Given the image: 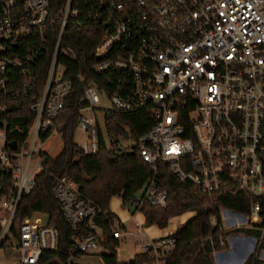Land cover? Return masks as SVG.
<instances>
[{
	"label": "built area",
	"instance_id": "2783aa9c",
	"mask_svg": "<svg viewBox=\"0 0 264 264\" xmlns=\"http://www.w3.org/2000/svg\"><path fill=\"white\" fill-rule=\"evenodd\" d=\"M68 30L95 34L91 70L107 73L101 85L79 77L83 154L98 153L101 137L113 150L133 146L107 134V114L145 109L152 119L136 142L151 174L123 202L129 220L144 204L166 205L167 190L157 177L163 164L201 192H245L247 210L224 208V220L257 232L246 236L258 254L264 246V0H0V250L14 238L17 263L39 264L43 252L57 249V230L45 213L25 216L16 238L12 227L45 156H56L63 146L58 120L72 82L59 59L76 58L61 46ZM43 56L48 64L41 87L33 71ZM99 94L109 98L108 110L96 107ZM83 110L104 112V126L95 114L82 116ZM52 190L76 232L66 264L87 256L105 264L108 254L118 264H133L137 256L145 257L142 264H166L177 246L174 233L151 238L142 226L132 233L117 217L105 232L96 223L98 207L67 176H54ZM209 221L215 224L213 216ZM126 234L136 238L132 255L119 245ZM110 240L118 241L112 250L104 245ZM227 247V240L221 242V250ZM100 250L105 254L97 255Z\"/></svg>",
	"mask_w": 264,
	"mask_h": 264
},
{
	"label": "trees",
	"instance_id": "16d2710c",
	"mask_svg": "<svg viewBox=\"0 0 264 264\" xmlns=\"http://www.w3.org/2000/svg\"><path fill=\"white\" fill-rule=\"evenodd\" d=\"M96 43L95 34L68 30L64 35L62 48H70L76 58L59 59L66 68L64 77L72 82L71 93L58 120L63 146L56 156H45L43 171L37 175L32 191L23 197L13 222L12 232L15 238L18 237L22 219L36 211L45 213L48 224L56 228L57 249L43 252L39 264H66L71 247L70 238L76 233L70 229L53 193L54 176H67L78 185L79 192L98 207L100 214L96 223L107 232L115 217L109 209L110 198L119 196L122 202L128 201L142 188L151 174L136 145L137 139L152 125V119L145 109L133 113L113 112L105 116L107 134L116 139L131 140V148L113 150L101 137L99 152L85 155L74 141L79 116L77 110L82 105L80 100L84 90L79 77L84 78L85 82L93 81L100 85L104 84L107 77V73L97 74L91 70L96 62L92 55ZM47 64L48 58L43 56L33 71L36 82L41 87ZM157 170L158 185L167 190L166 205L156 207L144 204L140 211L145 217V224L163 227L170 218L190 213L174 233L177 246L168 255L166 264H214L212 251L221 250V242H225L228 236L257 235L255 231L243 228L228 231L222 226L220 208L245 212L248 201L245 192L227 188L207 194L190 183L178 181L166 171L163 164H159ZM210 216L215 218V224L210 223ZM117 244V240H110L104 245L106 249L112 250ZM144 260V256H137L133 264H142ZM104 263L118 264L114 254L104 256ZM243 264H264V261L252 252Z\"/></svg>",
	"mask_w": 264,
	"mask_h": 264
},
{
	"label": "rangeland",
	"instance_id": "374dc122",
	"mask_svg": "<svg viewBox=\"0 0 264 264\" xmlns=\"http://www.w3.org/2000/svg\"><path fill=\"white\" fill-rule=\"evenodd\" d=\"M110 106L111 105H110L109 98L104 94H99V103L96 104V107L108 110L110 108ZM94 114L98 118V120L101 124V127H103L104 126V112L99 111V110H95L94 112H91L89 110H83L81 112V115L84 117H90ZM86 138H87L86 132L80 130L79 127H77L75 130V134H74L75 143L80 147V146H82V144L86 140ZM128 143L130 144L131 140H128L127 142H124L123 140H119L120 145H124V144H128ZM109 209L115 215V217H117L121 222H124V228L127 231L135 233L137 226H140V227L142 226L144 228L146 235L148 237H151V238L159 237V236H162L164 234L168 235V234L175 233L177 228L180 225H182L186 221V219L189 217V213H184L182 215L170 218L167 221L165 226L159 227L158 225H155V224L146 225L144 215L142 214L141 211H138L135 214L134 220L131 221V220H129L130 212L128 211V207L123 204V202L119 196H113L110 198ZM220 214H221L222 218H224L225 210L222 207L220 208ZM222 226H223L224 230H228V231L235 229L234 227H232L231 222L229 220H225L223 222ZM235 236H237V234H232V235L228 236L227 238L232 239V237H235ZM135 240H136V238L133 235L126 234V235H123L120 237L119 245L121 248L127 250L130 255H132L134 252L133 243ZM226 240H228V239H226ZM248 240L251 243L252 239L250 237H248ZM245 242H246L245 239H243V241H241V243H243V246L239 247V251L241 252V254L240 255L238 254V256H237L238 260L241 261L238 263H241V264L246 259V257L249 255V253H250L249 250L251 249V245L247 242L248 244H247L246 248L243 250V248L245 247ZM17 246H18V242L14 238H12L9 248L0 250V264H15L19 261V252H18V250H16ZM256 249H257V247H256ZM257 251H258L257 252L258 253L257 254L258 259L264 261V246H262L260 251L259 250H257ZM96 254L97 255L98 254H105V251L100 250ZM230 254L236 256L237 253H235V252H233V253H222V252H220L219 254L217 253L216 255H212L214 264L222 263L221 262L222 259L230 258ZM120 261L125 262L126 258L120 257ZM78 262H79V264H103L101 258L98 256H87ZM232 263L236 264L237 262H232L230 260V262H227L226 264H232Z\"/></svg>",
	"mask_w": 264,
	"mask_h": 264
},
{
	"label": "crops",
	"instance_id": "0c3cea01",
	"mask_svg": "<svg viewBox=\"0 0 264 264\" xmlns=\"http://www.w3.org/2000/svg\"><path fill=\"white\" fill-rule=\"evenodd\" d=\"M189 216H190V213H189ZM188 219V218H187ZM186 219V220H187ZM225 220H224V218H222V222H224ZM156 225V224H155ZM165 235V234H164ZM164 235H162V236H164ZM248 237L249 236H246V235H244V234H240V235H237V236H235V237H232V239H229V238H227L228 240H227V242H228V247L226 248V249H224V250H220V251H218L217 253L219 254L220 252H222V253H233V252H235V253H237L236 254V256H234V255H231L230 254V258H225V259H222V263H220V264H226L227 262H230V260L232 261V262H241V261H239L238 260V258H237V256H238V254L240 255L241 254V252L239 251V247H242L243 246V243H241V241H243V239H245V247L243 248V250L246 248V246H247V244L249 243L250 245H251V249L249 250L250 251V253H249V255L252 253V251H253V246H254V241L253 240H251V243H250V241L248 240ZM231 238V237H230ZM251 239H253L252 237H250ZM248 242V243H247ZM248 255V256H249ZM247 256V257H248ZM227 257V256H226ZM246 257V258H247ZM246 260V259H245ZM244 260V261H245ZM243 261V262H244ZM236 263V264H237ZM217 264V263H216ZM219 264V263H218ZM233 264V263H232ZM238 264H241V263H238ZM243 264V263H242Z\"/></svg>",
	"mask_w": 264,
	"mask_h": 264
},
{
	"label": "water",
	"instance_id": "95a60500",
	"mask_svg": "<svg viewBox=\"0 0 264 264\" xmlns=\"http://www.w3.org/2000/svg\"><path fill=\"white\" fill-rule=\"evenodd\" d=\"M10 146H11L12 148H14V147H15V143H14V142L10 143ZM15 264H18V263H15Z\"/></svg>",
	"mask_w": 264,
	"mask_h": 264
},
{
	"label": "bare ground",
	"instance_id": "6f19581e",
	"mask_svg": "<svg viewBox=\"0 0 264 264\" xmlns=\"http://www.w3.org/2000/svg\"><path fill=\"white\" fill-rule=\"evenodd\" d=\"M79 147V146H78Z\"/></svg>",
	"mask_w": 264,
	"mask_h": 264
}]
</instances>
